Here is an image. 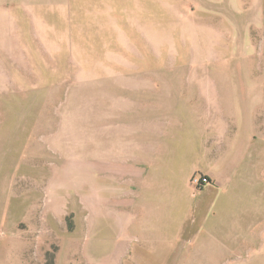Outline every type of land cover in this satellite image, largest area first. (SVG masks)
<instances>
[{
  "label": "rangeland",
  "instance_id": "374dc122",
  "mask_svg": "<svg viewBox=\"0 0 264 264\" xmlns=\"http://www.w3.org/2000/svg\"><path fill=\"white\" fill-rule=\"evenodd\" d=\"M229 99L264 119V0H0V264H169L121 245L100 160Z\"/></svg>",
  "mask_w": 264,
  "mask_h": 264
},
{
  "label": "crops",
  "instance_id": "0c3cea01",
  "mask_svg": "<svg viewBox=\"0 0 264 264\" xmlns=\"http://www.w3.org/2000/svg\"><path fill=\"white\" fill-rule=\"evenodd\" d=\"M258 101H175L168 111L157 102L162 123L148 124L145 147L100 160L109 176H100L99 200L114 198L123 247L161 251L169 264H264V119L250 109ZM194 174L208 179L199 191Z\"/></svg>",
  "mask_w": 264,
  "mask_h": 264
},
{
  "label": "built area",
  "instance_id": "2783aa9c",
  "mask_svg": "<svg viewBox=\"0 0 264 264\" xmlns=\"http://www.w3.org/2000/svg\"><path fill=\"white\" fill-rule=\"evenodd\" d=\"M192 184L196 187V189L199 191L206 183L207 181L205 178H202L201 176H194L191 180Z\"/></svg>",
  "mask_w": 264,
  "mask_h": 264
},
{
  "label": "trees",
  "instance_id": "16d2710c",
  "mask_svg": "<svg viewBox=\"0 0 264 264\" xmlns=\"http://www.w3.org/2000/svg\"><path fill=\"white\" fill-rule=\"evenodd\" d=\"M206 181H208L207 179H205Z\"/></svg>",
  "mask_w": 264,
  "mask_h": 264
}]
</instances>
